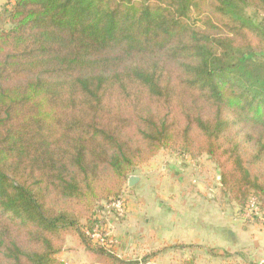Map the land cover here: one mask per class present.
<instances>
[{
	"label": "trees",
	"instance_id": "1",
	"mask_svg": "<svg viewBox=\"0 0 264 264\" xmlns=\"http://www.w3.org/2000/svg\"><path fill=\"white\" fill-rule=\"evenodd\" d=\"M165 149L264 221V0H5L0 264H65L70 232L96 263L156 264L92 236Z\"/></svg>",
	"mask_w": 264,
	"mask_h": 264
},
{
	"label": "rangeland",
	"instance_id": "2",
	"mask_svg": "<svg viewBox=\"0 0 264 264\" xmlns=\"http://www.w3.org/2000/svg\"><path fill=\"white\" fill-rule=\"evenodd\" d=\"M4 3L0 0V7ZM132 176L137 180L132 185L126 182L118 200L121 215L110 203L98 208L100 223L93 241L104 238L117 255L126 259H141L155 252L149 260L156 264H206V259L199 256L197 242H172L167 238L168 225L174 219L191 220L192 230L199 227V216L204 215L203 206L207 204L208 222L215 225V215L221 216L224 222L218 230L222 240L231 244L225 250L209 248L207 263L264 264V221H248L251 210L240 214L238 207L222 195L217 168L205 155L191 159L165 149L137 167ZM216 250L221 254L214 256ZM57 256L65 264H99L71 232L65 235Z\"/></svg>",
	"mask_w": 264,
	"mask_h": 264
},
{
	"label": "crops",
	"instance_id": "3",
	"mask_svg": "<svg viewBox=\"0 0 264 264\" xmlns=\"http://www.w3.org/2000/svg\"><path fill=\"white\" fill-rule=\"evenodd\" d=\"M207 211L208 210L206 204L203 206L202 211L204 215L199 216V227H196L195 230L191 229V220L185 219L183 220L184 223L176 221V219L170 221V224L168 225L170 231L167 239L172 242H197L200 245L199 256L206 259V264H211L207 263L209 259L208 255L211 254L209 248L224 249L225 247V249H230L229 247L231 246V244L229 242V246L227 245L228 243L222 240L221 232L218 230L220 225H222L224 222L223 218H219L221 216L216 214L215 217L217 219V223L213 225L207 220ZM219 219L221 220L219 221ZM262 243L264 245V242ZM209 244H211L212 246L209 247ZM260 250H262V247L260 248ZM213 252L214 256H218L219 254H221L217 250Z\"/></svg>",
	"mask_w": 264,
	"mask_h": 264
},
{
	"label": "built area",
	"instance_id": "4",
	"mask_svg": "<svg viewBox=\"0 0 264 264\" xmlns=\"http://www.w3.org/2000/svg\"><path fill=\"white\" fill-rule=\"evenodd\" d=\"M118 200H119V199H118ZM118 200H115V201L111 202L109 205H110L111 207H115V208H117V210H118V212H119V215H121V206H120V204H118ZM253 208H255V207H253ZM255 209H256V208H255ZM100 240L103 241V238H100Z\"/></svg>",
	"mask_w": 264,
	"mask_h": 264
},
{
	"label": "water",
	"instance_id": "5",
	"mask_svg": "<svg viewBox=\"0 0 264 264\" xmlns=\"http://www.w3.org/2000/svg\"><path fill=\"white\" fill-rule=\"evenodd\" d=\"M136 180H137V177L131 175L127 179V184L132 185Z\"/></svg>",
	"mask_w": 264,
	"mask_h": 264
}]
</instances>
